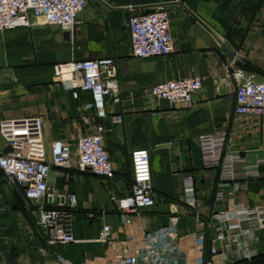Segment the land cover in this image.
Masks as SVG:
<instances>
[{
  "label": "crops",
  "instance_id": "obj_1",
  "mask_svg": "<svg viewBox=\"0 0 264 264\" xmlns=\"http://www.w3.org/2000/svg\"><path fill=\"white\" fill-rule=\"evenodd\" d=\"M158 5L170 12L174 50L162 57H134L129 20ZM37 22L0 32V119L41 117L49 155L56 140L72 145V168L53 167L50 182L61 191L68 184L77 195L73 231L80 241L49 246L35 229L34 211L24 193L4 179L0 169V264L51 262L54 250L72 253L71 259L79 263L86 252L104 254L107 246L97 241L98 216L104 214L125 236L110 194H130L131 152L137 148L150 151L157 197L154 227L177 214L181 233L197 230L195 213L184 202L186 177L193 179L198 212L205 219L225 210L230 195L236 205L264 204V116L234 122L236 82L230 67L237 59L264 77V0H89L73 32L43 19ZM105 57L117 63L121 99L111 98L107 110L110 117L123 115L117 124L110 117L102 120L107 126L105 144L117 168L113 179L79 169L78 138L92 133L99 119L84 109L92 100L90 93L75 98L55 79V67L61 63ZM188 76L203 78L192 106L148 95L156 83ZM9 149L0 133V152ZM30 229H35L32 234ZM215 237L210 227L208 258ZM75 246L81 247L71 250ZM199 247L196 244L188 257L194 264ZM252 250L253 257L240 262L264 264V227L256 231ZM217 260L224 262V255Z\"/></svg>",
  "mask_w": 264,
  "mask_h": 264
},
{
  "label": "built area",
  "instance_id": "obj_2",
  "mask_svg": "<svg viewBox=\"0 0 264 264\" xmlns=\"http://www.w3.org/2000/svg\"><path fill=\"white\" fill-rule=\"evenodd\" d=\"M89 0H0V32L18 27H33L38 19L43 23L58 25L73 32L79 15ZM170 12L165 5H158L129 20L132 54L137 58L162 57L174 50V37L170 29ZM234 59L230 64L236 82V107L234 122L241 123L249 116H264V77L239 65ZM55 79L72 91L75 98L81 92L90 93L92 100L84 109L95 112L94 131L78 138L79 169L104 178L113 179L117 168L105 144L107 126L102 120L110 117L109 101L119 102L120 83L115 59L71 60L55 67ZM203 88V78L188 76L169 79L149 87L152 98L166 99L173 103L192 106L196 95ZM113 124L122 122L123 115L110 117ZM44 122L41 117L0 119V133L10 149L0 152V169L4 179L20 189L34 211L35 229L51 247L69 245L80 241L73 231L78 197L69 185L64 190L50 182L53 167L64 170L73 166V147L66 141H54L49 155L43 138ZM132 187L130 194L120 197L110 194L116 204L125 236L120 229L99 215L100 230L97 241L105 244L102 255L86 252L79 263L54 250V260L33 261L24 264H194L188 257L200 247L197 264H244L241 259H251L255 252L256 231L264 227V204L236 205L230 195L227 208L214 212L205 219L198 212V199L192 177L185 178L184 202L194 211L197 230L183 234L179 230L180 217L170 215L168 223L154 227L152 211L157 205L151 170L150 151L137 148L131 152ZM69 179L68 173H63ZM235 194V193H234ZM225 202V197L220 198ZM90 217H96L94 213ZM214 227L216 237L210 258L205 256L208 229ZM35 229H30L32 234ZM220 245H219V244ZM194 246V247H193ZM224 255V262L217 257Z\"/></svg>",
  "mask_w": 264,
  "mask_h": 264
},
{
  "label": "trees",
  "instance_id": "obj_3",
  "mask_svg": "<svg viewBox=\"0 0 264 264\" xmlns=\"http://www.w3.org/2000/svg\"><path fill=\"white\" fill-rule=\"evenodd\" d=\"M81 246H75L73 247L71 250L75 251L76 249L80 248ZM63 253V252H62ZM65 256L69 257V258H72L70 257V255H72V253L70 252H67V253H63ZM84 257V256H83ZM82 260V259H81ZM81 262V261H80Z\"/></svg>",
  "mask_w": 264,
  "mask_h": 264
},
{
  "label": "rangeland",
  "instance_id": "obj_4",
  "mask_svg": "<svg viewBox=\"0 0 264 264\" xmlns=\"http://www.w3.org/2000/svg\"><path fill=\"white\" fill-rule=\"evenodd\" d=\"M73 152H74V149H73ZM74 157H75V152L73 153V157H72L73 159H72V161L74 160Z\"/></svg>",
  "mask_w": 264,
  "mask_h": 264
},
{
  "label": "water",
  "instance_id": "obj_5",
  "mask_svg": "<svg viewBox=\"0 0 264 264\" xmlns=\"http://www.w3.org/2000/svg\"><path fill=\"white\" fill-rule=\"evenodd\" d=\"M224 46H225V45H224ZM226 50L228 51V49H227V48H226ZM228 52H229V51H228ZM230 55H235V54H233V53H232V54H230Z\"/></svg>",
  "mask_w": 264,
  "mask_h": 264
}]
</instances>
